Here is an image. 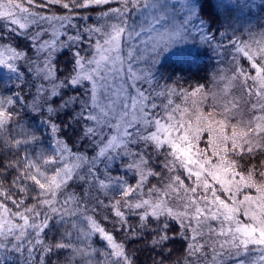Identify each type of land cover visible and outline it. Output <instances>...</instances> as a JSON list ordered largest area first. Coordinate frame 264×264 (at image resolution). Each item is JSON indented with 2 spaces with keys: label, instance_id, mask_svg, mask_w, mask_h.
Listing matches in <instances>:
<instances>
[{
  "label": "snow or ice",
  "instance_id": "6c2138e0",
  "mask_svg": "<svg viewBox=\"0 0 264 264\" xmlns=\"http://www.w3.org/2000/svg\"><path fill=\"white\" fill-rule=\"evenodd\" d=\"M111 3L118 7L101 11L98 18L111 22L99 26L88 25L89 16L76 11ZM26 4L31 7L0 0V68L15 76L21 91V85L27 84L31 96L29 103L21 91L0 92V148L17 153L14 161L0 162V168L16 173L11 184L24 194L16 199L10 190H0V250L26 252L23 264H135L127 243L148 233L151 247L163 252L166 242L174 239L168 232L170 221H175L180 238L187 241V256L194 258L188 264L206 259V248L212 251L211 264H220L225 252L238 256L241 250L258 254L252 264H264V180L256 179L255 165L252 170L241 169L238 160L232 159H243L244 154L264 156V34L260 41L250 43L220 33L235 49L230 79L242 81L247 95L255 98L252 111L261 113L243 130L232 125L229 134L231 109L227 106L220 120L215 111L205 115L202 110L185 119L188 110H180L178 105L170 108L171 99L163 106L164 116L157 112L161 106L155 100L174 91H155L156 77L163 79L159 62L164 53L189 36L193 40L198 36L201 44L213 50L223 47L211 28L204 27L206 21L194 0H186L182 5L185 15L178 22L173 18L164 30L156 27L159 18L145 15L163 9L159 0H42L39 4L26 0ZM52 5L65 11L57 14ZM77 19L84 25L74 23ZM193 20L199 22L197 35L188 27ZM18 37L27 45L13 43ZM62 53H70L72 65L63 79L56 66ZM240 56L249 62L248 68L238 63ZM202 89L198 87L192 95ZM17 104L47 115L43 123L47 124L50 154L42 146L29 152L44 134L38 136L36 130L20 123ZM235 107L233 103L231 108ZM61 113L66 121L60 119ZM66 129L72 130L74 140L63 138ZM154 157L163 159L162 167L171 175L163 190L153 186L146 199L143 189L149 177L160 175L152 168ZM117 160L124 161L120 166L136 178L135 187L123 177L111 175L110 165ZM260 166L264 173V160ZM181 169L193 186H185ZM208 178L219 185L225 199L217 195ZM72 182L83 192L71 191ZM173 185L192 194L183 212L174 211L167 200L169 190H175ZM200 187L204 194L197 196ZM252 189L255 195L250 194ZM93 191L109 202L93 196ZM110 191L120 198H109ZM30 192L34 203L26 205ZM8 201L15 211L7 206ZM98 209H111L112 215H104L103 220L111 224L112 231L94 218ZM133 216L138 218L136 225L129 223ZM118 233H123L119 240ZM97 237L100 247L95 246ZM62 251L66 252L63 260L59 258Z\"/></svg>",
  "mask_w": 264,
  "mask_h": 264
},
{
  "label": "trees",
  "instance_id": "16d2710c",
  "mask_svg": "<svg viewBox=\"0 0 264 264\" xmlns=\"http://www.w3.org/2000/svg\"><path fill=\"white\" fill-rule=\"evenodd\" d=\"M6 2V0H5ZM15 2L19 3H24L25 6L31 7L26 4V0H15ZM36 3H42V0H36ZM256 9L255 12H253L252 8ZM210 9V4L206 7V9L203 8V15H205ZM51 10L57 14H62L65 10L62 9L59 5H52ZM81 9H77L78 11ZM210 12V11H209ZM214 13V14H213ZM214 17L211 19L214 22H218L220 18L216 16L215 11L213 10ZM235 14V13H234ZM232 12V16L234 15ZM248 17L250 19H254L255 22L252 24L251 28L252 30L256 29L260 23L264 27V3H261L260 1H256L253 3L251 6L250 10L247 11ZM81 15V14H80ZM210 17V16H209ZM246 18V17H245ZM226 20L227 23H230L228 19H223V23ZM260 21V23H259ZM74 23H77L81 26L84 25L83 21L77 19L74 21ZM231 24V23H230ZM13 43H16L17 45L23 47L27 45V41L23 40V38H16ZM84 47V46H82ZM214 60V59H213ZM70 61V53H62L61 55L57 56L56 59V66L57 69L59 70L57 75L60 76L61 79H63L64 75H66L69 70L71 69L72 65L69 62ZM239 64L243 63V59L241 57L238 58ZM222 65V68L224 67V72L228 74H233V65H227L226 63L223 64V62L220 61H211L209 63H202L199 65L200 67H194V68H188V70L181 74V78L178 79L177 84H183L187 86L188 90H195L200 86H203L202 91L198 92L200 98V102H202V108L203 109H209L212 111L213 108H215V113L217 114V111H220L221 113L224 111L225 106L229 107L230 106V97L225 93H223L219 89V81H217V78L219 77L218 75L220 74V67ZM22 72L25 74V78L29 81H31L32 77L28 76L27 70L21 65ZM172 80V79H171ZM173 81V80H172ZM234 87L233 92L235 95H237V101L240 111L237 110H232L229 111L228 116H229V128L231 129L232 125H236L238 129L243 130L244 126L248 123V121L253 117V111L251 109V103L255 102L253 97H249L247 95V89L245 86H243L241 80H234ZM19 82L15 80V76L11 74L6 81H3L0 75V92H2L5 95H11L14 94L17 91H21L17 87V84ZM23 88L21 91V95L25 96L28 98V102L31 103V96L29 95V87L27 84L21 85ZM31 92L34 94L35 89L32 88ZM71 94V93H70ZM215 94V95H213ZM58 99V98H57ZM224 100V103L223 101ZM55 106V105H53ZM17 110L20 112V116L18 119L20 120V123L23 124L28 130L33 131L36 130V134L38 136L43 133L44 135L41 138L40 144L43 146H46L47 143L50 141L49 136L47 135L46 132L42 131V126H38L39 121H45L48 119L47 115L44 113H34L30 109L27 108H20V105L17 104ZM218 115V114H217ZM60 119L63 121L67 120V116L64 113L60 114ZM218 119V118H216ZM59 123V121H57ZM46 124V123H45ZM14 127V125L10 126ZM227 129V130H228ZM232 130V129H231ZM18 131V129H17ZM66 136L63 137L66 140H74L75 136L70 129H66ZM6 137L9 134H5ZM11 135H15V132H11ZM17 138H22V137H17ZM206 138V134H205ZM204 145V143H201ZM38 145H33L29 147V151L31 149L37 148ZM69 147H72L71 141H69ZM75 150V149H74ZM83 151V148L80 149ZM23 151L21 150L19 152V155H23ZM16 150H13L12 152H8L6 148H0V162L3 164H7L9 161H14L16 158ZM243 163L244 166L241 168L252 170L253 165H255V171H256V179L258 181L264 180V173H262L261 166H260V161L264 160V156L262 155H256V156H249L247 154L243 155ZM123 163L122 161L117 164V166H120V164ZM163 164V159L160 158L157 160L155 157L153 158L152 162V168L159 172V176H152L149 177V180L147 181L143 192L145 193L144 198H149L147 196V193L150 188H152L155 185L160 184V180H163L165 177V174L167 173V170L162 167ZM119 175H123V172L118 170ZM15 172H11V174L8 171H5L3 168H0V190L3 191H11L15 193L16 199H20L23 197V193H19L15 186L11 184L12 179L15 176ZM29 185L31 186V182H28ZM71 191L77 192V193H82L83 188L79 186L77 182H72V187L70 189ZM170 195L167 197V200L169 202V205L180 207L183 206L189 196L190 193H185L184 191L173 193V191L169 192ZM99 195L101 199L105 200V203L109 202V199L104 197L101 193L93 191V196ZM32 193H29V197L27 200H25L26 205H31L34 203L33 199L31 198ZM115 196L116 199H119V195L115 192L110 191L108 194V197H113ZM199 196V195H197ZM155 199V195L152 197ZM7 206L9 208H12L13 211H15L14 206L12 205L11 201L7 202ZM89 208L93 207L94 205L90 203ZM125 211V214L127 215V210L126 209H121ZM176 212H179L178 210H175ZM91 215L93 213L89 212ZM112 215L111 209H98L97 213L94 215V218L97 219L98 222L102 224V226H105L108 230L112 231V226L109 224L107 221L103 220L104 215ZM129 223L132 225L138 224V218L137 217H130ZM155 222H153L154 224ZM170 226L171 230L168 232V235L170 237H174V239H171L166 242L165 248L163 249V252L161 251L160 248H152L150 241L152 239V235L146 233L143 239L139 240H134L130 241L127 243V248L128 251L131 252L135 258V264H160V261L163 260L164 264H188V261L191 260L190 257L187 256L186 253V244L187 241L183 240L180 238L179 235V229L178 225L176 224L175 221H170ZM63 229H61L62 231ZM52 236V233H49L50 238ZM123 237V233H118L117 234V239H121ZM96 239V247H100L101 241L97 238ZM27 255L25 252L23 255L20 253H16L10 250H0V261H2V264H23L24 257ZM64 255H66V252H61L59 254V258L63 260ZM53 260L56 259V256L52 257ZM187 259V260H186ZM194 259V258H192ZM228 264V263H227Z\"/></svg>",
  "mask_w": 264,
  "mask_h": 264
},
{
  "label": "rangeland",
  "instance_id": "374dc122",
  "mask_svg": "<svg viewBox=\"0 0 264 264\" xmlns=\"http://www.w3.org/2000/svg\"><path fill=\"white\" fill-rule=\"evenodd\" d=\"M260 1L261 3H264V0H194L196 6L198 7L199 14L203 19L206 21L204 27L205 28H211L212 32L216 34L217 41L222 42L223 47H218L216 50H213V47H208L207 45H203L199 41V37L197 36L196 40L192 39V36L187 37V40L185 43H182L180 45H177V47H174L170 51L164 53L160 59L159 62V68L160 72L163 73V79H160V76L158 75L156 77V80H158V86L155 87V91H165L166 88L173 89L174 91L168 95L167 97H159L155 100V102L160 105L161 107L157 109V112L161 116H164L165 113L163 112V106L167 104L168 99H171L172 105L170 108H174L177 105L179 106L180 110L187 109L188 112L185 113V119H188L189 117H194V113L196 110H202L204 114L206 115L208 112H210L209 109H203L202 102H200V96L198 92L195 96L192 95V92L194 90H188L187 86L183 84H177L178 79L181 78V74L185 73L188 68H194V67H200L203 62L209 63L211 61H220L226 63L227 65H233V55L235 54V49L228 43V39L226 37H223L220 35V33H227L228 37H231L232 39H236L239 37L241 40L249 41L250 43L252 41H260L261 40V34H264V27L260 23V25L257 26L256 29L252 30L251 28L252 24L255 22L254 19L247 18L248 14L247 11L250 10L251 6L254 2ZM186 2V0H159V4L164 6L163 9H153L149 10L145 15H148L150 17H157L159 18V23L156 25V27L160 30H164L165 28H168L171 26L173 18L176 19L178 22L179 19L185 15V12L182 8V5ZM210 4L209 11L203 15L202 11L203 8L206 9V7ZM175 6V7H173ZM110 7H118L117 4L111 3L109 5H102V6H94L86 10H79L78 14L80 15H87L89 16V20L87 21V24L90 26H99L107 22L111 21H105L104 19H98L100 16L101 11H105ZM213 10L216 13V16L220 18L218 22H214L211 19L214 17ZM253 12L256 11L254 7L252 8ZM233 12V16H232ZM213 13V14H210ZM210 16V17H209ZM246 17V18H245ZM143 19V17H141ZM223 19H228V21L231 23H227L226 20L223 23ZM82 21V20H81ZM83 23H85L83 21ZM188 27L192 30L193 35H197V29L199 28V22L198 20H193V22L188 25ZM215 47V44H214ZM255 47V44H253V48ZM195 52L198 55L193 57L192 53ZM243 59V63L240 65L248 68L249 62L240 56ZM237 57V61H238ZM214 59V60H213ZM239 63V62H238ZM140 67H145L144 65H140ZM224 67L222 68V65L220 67V74L217 78V81H219V89L225 93L224 95H228L230 97V106L229 108L232 110L240 111L239 105L237 101V95L234 94L233 88L234 87V80H231L233 74H228L224 72ZM6 68H0V75L3 81H6L7 78L11 75ZM173 81H172V80ZM154 85L156 84V81L153 82ZM250 83V82H249ZM144 88H148V85H143ZM246 89V88H244ZM254 101L255 98L253 97ZM224 103V100H222ZM235 104V108H231L232 104ZM225 110V109H224ZM212 111H215V108L212 109ZM223 113L220 111H217L216 118L217 120L223 119ZM254 115H261L260 112H253ZM177 116H179V113H177ZM192 123H195L194 118L191 120ZM42 126V131L47 133V124L43 123V121H39L38 126ZM226 132L230 134L231 129H226ZM48 135V133H47ZM49 136V135H48ZM50 141L47 143L46 146H43L41 144L38 145V147L42 146L46 149V151L50 154V148H49ZM38 147L35 149H31L29 152L31 153L33 150H38ZM200 147L203 148L205 145L200 144ZM234 160H238L241 167L244 166L243 159H240L239 157H232ZM121 161L117 160L115 165H110V172L112 176H120L124 179L128 180L129 184L135 187L136 178L132 175L131 172L127 171L126 169L122 168L121 166H117L118 163ZM124 163V161H122ZM244 169V168H241ZM238 169V170H241ZM118 170L123 172V175H119ZM248 170V169H247ZM179 174L181 175V179H184L185 186L191 187L193 186L192 180H189L186 178V176L183 173V170H179ZM171 174L167 173L165 174V177L163 180H160V184L155 185L157 188L164 189L165 185L169 182V176ZM194 179V177H193ZM209 179L210 184H214V182ZM214 187L217 191V195H219L222 199L226 198V194L223 193L220 190L219 185H215ZM173 193H179L181 191H184L182 188L177 187L176 185H173ZM250 194L255 195V190H249ZM116 193V192H115ZM118 194V193H117ZM203 189L202 187L197 189L196 195H203ZM190 195H192L190 193ZM208 195H211V192L208 193ZM173 210H178L179 212L184 211V205L180 207L172 206ZM89 215H91L89 213ZM213 226H216V222H211ZM193 225H195V221H193ZM219 250V249H218ZM207 253L206 259H202L200 264H211L212 260V251L211 248L205 249ZM258 256L257 253L254 252H244L241 250L240 255H228L226 252L222 255V259L220 260V264H252V261L256 259ZM193 257H190L192 259ZM187 260V259H186Z\"/></svg>",
  "mask_w": 264,
  "mask_h": 264
}]
</instances>
